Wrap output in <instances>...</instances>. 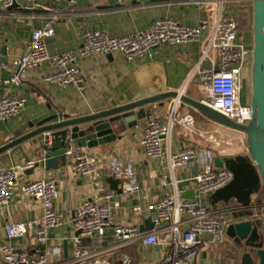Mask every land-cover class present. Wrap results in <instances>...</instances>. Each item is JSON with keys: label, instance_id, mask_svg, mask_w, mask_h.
Masks as SVG:
<instances>
[{"label": "crops", "instance_id": "0c3cea01", "mask_svg": "<svg viewBox=\"0 0 264 264\" xmlns=\"http://www.w3.org/2000/svg\"><path fill=\"white\" fill-rule=\"evenodd\" d=\"M72 1L38 0L42 5L50 6L55 13L60 14L59 19L53 21L54 36L46 41L51 56L66 52L79 53L84 33L93 29H102L111 37L119 38L146 31L160 18L170 17L186 27H196L201 18L212 19L213 16L211 11L201 10L195 0H77L76 4ZM251 3L230 2L225 5L223 14L232 16L238 22V39L252 50L249 46L250 33L246 25L248 6ZM33 14L36 15L35 19L31 18L32 13L22 9L20 5L10 12L0 11V100L8 96L22 97L27 101L19 116L0 123V148L14 140L16 135L30 132L33 129L31 125L34 127L41 125L55 112L74 119L167 92L184 91L183 95L194 100L203 99L195 89L197 79L191 78L195 67L201 61V42L184 45L166 44L133 61H128L120 53H113L111 56L95 54L86 60L78 59L77 65L86 81L83 91L73 86L62 88L57 84L48 83L45 78L54 71L48 62L30 72L20 87L4 86L3 81L14 71L13 62L27 53L33 31L41 30L52 17L51 12L42 9H37ZM207 36L208 32H203L202 41ZM4 47L6 48L3 50ZM202 65L209 66V63L203 62ZM243 101L247 103L245 96ZM145 109H150V114L139 118L135 127L125 129L118 123L112 124L114 135L107 140L96 141L90 146H73L85 149L89 156L96 160V168L100 173L99 180L106 189L118 191L119 188V182L106 170L110 159L117 158L133 164L138 177L139 191L133 195L119 192L116 198L119 206L113 210V217L117 224L138 228L148 220L155 219L154 212L148 210L149 204L175 192L173 185L162 184L165 177H171L168 161L148 158L145 155L142 140L150 117L158 118L165 125H170L173 120L170 144L168 141L165 142V147L172 153L193 147L197 150L211 149L215 158L248 154L246 136L233 130L231 131L237 134L227 141L229 152L225 153L219 151L217 147L208 145L209 139L212 138H208L209 133L214 132L217 135L228 128L206 118L183 102L167 99ZM220 137L222 138V135ZM216 139L214 142L219 146ZM44 150L43 138L39 137L24 143L12 156L9 153L0 155V170L30 160L39 164L33 173H24L21 176L13 201L8 206H0V244L8 242L5 231L8 223H29L42 215V203L24 195L22 185L52 176L58 181L61 191L55 210L63 215L64 226L50 231L49 245L61 249V255L51 260V264H68L72 259V239L75 235L68 223L69 219L79 205L87 199L94 198L99 192L88 178L80 177L73 171L70 157L65 167L61 166L59 170H46ZM195 165L174 170L173 176L182 199L197 197L194 177L201 168L195 170ZM203 200L210 205L208 198ZM135 205L142 207L141 214L136 215L132 211ZM10 243L32 255L35 245L34 234ZM64 243H67V247ZM114 243L116 239L113 237L112 229H107L102 237L84 241V245L89 248L106 247ZM221 245L213 249L217 257L220 258L219 249H223L222 251L226 249L231 264H241L242 253L240 251L232 253L235 245L228 236ZM223 246L225 248H222ZM163 252L162 247L144 250L136 245L112 256L111 261L113 264H121L123 256L128 254L134 264H149L159 260Z\"/></svg>", "mask_w": 264, "mask_h": 264}, {"label": "built area", "instance_id": "2783aa9c", "mask_svg": "<svg viewBox=\"0 0 264 264\" xmlns=\"http://www.w3.org/2000/svg\"><path fill=\"white\" fill-rule=\"evenodd\" d=\"M246 1L251 0H195L201 10L213 13L212 19L201 18L196 27H186L173 18L165 17L157 19L146 31L119 38L111 37L102 29H93L84 33L79 53L66 52L51 56L46 41L54 36L53 21L59 19L60 14L38 0H0V11L10 12L20 5L32 13V19L36 18L33 13L37 9L52 13L51 20L41 30L33 31L27 53L13 62L14 71L3 81V85L20 87L30 72L48 62L54 69L45 78L48 83L62 88L73 86L83 91L86 81L77 65L78 59L86 60L95 54L120 53L128 61H133L166 44L201 42V61L191 75V78L197 79L195 89L203 96L201 102L236 124L248 125L252 120V109L251 103L243 101V88L244 73L251 66L252 50L239 41L238 22L232 16L223 14L226 4ZM72 3L76 4L77 0ZM205 31L208 36L202 41ZM203 62L209 63V66L202 65ZM26 102L22 97L2 98L0 123L19 116ZM172 124L173 120L170 125H165L152 116L144 131L142 146L146 157L168 161L171 177H165L162 184L175 188L174 193L148 205V210L155 214L154 228L148 232H141L138 227L117 224L113 217V210L119 206L116 201L118 193L133 195L139 191L133 164L117 158L110 159L106 170L119 182V188L118 191L106 189L99 180L96 160L85 149L73 146L67 149L66 155L72 159L73 171L80 177L88 178L99 192L79 205L69 219L68 223L75 235L72 239V259L68 264H113L112 256L136 245L144 250L163 248L162 257L149 264H222L219 257L210 262L209 252L225 242L231 224L249 219L261 220L264 225V204L258 203L259 194L252 196L249 208L236 202L219 203L216 207L205 203L204 198L228 186L234 180V175L226 168L215 166V155L211 149L187 147L174 153L167 150L165 142L170 144ZM194 164L201 168L194 177L197 197L182 199L173 176L174 170ZM36 165V161L30 160L0 170V206H8L13 201L19 179ZM21 190L24 195L42 203V215L29 223L6 225L8 242L0 244V264H51V260L61 255V249L49 245L50 231L64 226L63 215L55 210L61 194L58 181L52 176L29 181L22 185ZM132 211L139 215L143 209L135 205ZM245 211H251L252 216L241 220L233 217ZM107 229H112L116 243L99 248L84 245L85 240L102 237ZM31 233L35 239L32 255L11 245L10 241L25 239ZM121 264H134V261L125 254Z\"/></svg>", "mask_w": 264, "mask_h": 264}, {"label": "water", "instance_id": "95a60500", "mask_svg": "<svg viewBox=\"0 0 264 264\" xmlns=\"http://www.w3.org/2000/svg\"><path fill=\"white\" fill-rule=\"evenodd\" d=\"M251 2L253 3L254 47L252 50V120L248 125L236 124L203 102L179 92H167L74 119L61 113H52L51 117L41 125L37 127L31 125L33 129L30 132L25 135H16L14 140L1 147L0 155L9 153L12 156L27 141L42 137L45 145L43 157L46 170H59L61 166L65 167L67 164L66 151L69 147L90 146L96 141L107 140L114 135L112 124L118 123L125 129L135 127L139 118L150 114L151 110L145 109L146 107L167 99H174L193 107L206 118L246 136L248 154L215 158V166L230 170L234 180L210 196L208 201L211 207H216L219 203L229 204L231 200H234L243 207L249 208L252 196L264 189V0H251ZM38 166L37 163L34 169L26 173H33ZM194 169L197 170L198 165H195ZM191 197L193 198V194ZM251 216V211L233 215L236 220ZM153 228L154 222L150 219L140 227V231L148 232ZM227 236L236 244V247L243 248L241 264H264V225L261 220L237 221L228 227ZM64 244L67 247V243Z\"/></svg>", "mask_w": 264, "mask_h": 264}, {"label": "rangeland", "instance_id": "374dc122", "mask_svg": "<svg viewBox=\"0 0 264 264\" xmlns=\"http://www.w3.org/2000/svg\"><path fill=\"white\" fill-rule=\"evenodd\" d=\"M248 9H249V14H248L247 24L246 25H247V30L250 33L249 34V39H250V45L249 46L253 50V47H254L253 3L249 4ZM249 65H251V66L247 68V70L245 71V75H244L245 82H244V88H243L244 89L243 96L246 97L247 102L251 103L252 102V65H253V55H251V59H250ZM230 133H232L234 135H231ZM236 134H237L236 132H232L231 130H228V129H225L224 132L218 133L217 135L214 132L213 133H209L208 134V138H210V137H212V138L209 139V144L208 145L213 146L215 148L217 147V149L219 151H224L225 153H227V152H229L227 141L232 136H235ZM221 135H222V138L220 137ZM215 139L217 140L219 146H216V144L214 142ZM246 141H247V139H246ZM247 147H248V145H247ZM216 169L217 168L215 167V170ZM220 169H223V168H220ZM230 204H235V201L231 200ZM222 248H225V247L223 246ZM222 250L223 249H221V250L219 249V253H220L219 260L221 261L222 264H231V260H229V256L227 255V251L225 252L226 249H224V251H222ZM233 252H236L235 248L232 249V253ZM240 252L242 253V251H240ZM209 255H210V262H213L212 260H215L217 258L216 253L213 250H211L209 252ZM238 263H240V259H239Z\"/></svg>", "mask_w": 264, "mask_h": 264}, {"label": "trees", "instance_id": "16d2710c", "mask_svg": "<svg viewBox=\"0 0 264 264\" xmlns=\"http://www.w3.org/2000/svg\"><path fill=\"white\" fill-rule=\"evenodd\" d=\"M258 203L264 204V189H262L258 195L257 199Z\"/></svg>", "mask_w": 264, "mask_h": 264}, {"label": "flooded vegetation", "instance_id": "af4514ba", "mask_svg": "<svg viewBox=\"0 0 264 264\" xmlns=\"http://www.w3.org/2000/svg\"><path fill=\"white\" fill-rule=\"evenodd\" d=\"M244 75H245V73H244ZM234 245H235V249H236V251H238V252H239V251H242V253H243V248L240 249V248L236 247V244H235V243H234Z\"/></svg>", "mask_w": 264, "mask_h": 264}]
</instances>
